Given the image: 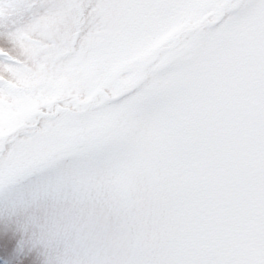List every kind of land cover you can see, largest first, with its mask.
<instances>
[{
    "label": "snow or ice",
    "instance_id": "obj_1",
    "mask_svg": "<svg viewBox=\"0 0 264 264\" xmlns=\"http://www.w3.org/2000/svg\"><path fill=\"white\" fill-rule=\"evenodd\" d=\"M0 264H264V0H0Z\"/></svg>",
    "mask_w": 264,
    "mask_h": 264
}]
</instances>
